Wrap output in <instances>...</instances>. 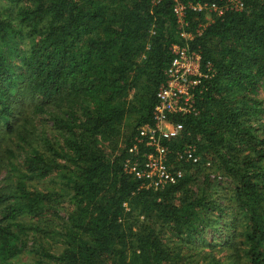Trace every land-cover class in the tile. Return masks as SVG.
<instances>
[{
    "label": "trees",
    "instance_id": "trees-1",
    "mask_svg": "<svg viewBox=\"0 0 264 264\" xmlns=\"http://www.w3.org/2000/svg\"><path fill=\"white\" fill-rule=\"evenodd\" d=\"M235 1L0 0V264H241L213 242L180 252L208 227L233 245L219 219L234 235L244 223V264H264V0ZM211 3L222 12L209 19L194 7ZM174 44L200 53L201 75L194 109L172 114L180 134L162 139L182 173L155 188L125 162L153 149L129 150ZM44 123L57 143L36 142ZM187 142L226 190L202 160L177 158ZM53 172L58 188L32 184Z\"/></svg>",
    "mask_w": 264,
    "mask_h": 264
},
{
    "label": "built area",
    "instance_id": "built-area-1",
    "mask_svg": "<svg viewBox=\"0 0 264 264\" xmlns=\"http://www.w3.org/2000/svg\"><path fill=\"white\" fill-rule=\"evenodd\" d=\"M194 7L222 8L214 3L196 4ZM183 8L184 5L181 3L175 5L179 15L183 13ZM172 50L173 57L165 70L166 83L162 84L157 92L158 101L153 110V124H142L135 136V142L129 148L133 153H138V142L142 141L146 145L153 146V149L143 151L141 158L138 155L127 158L125 162V166H129L138 176L148 180L147 186L151 185L155 188L169 181H175L182 173L180 168L171 165L169 145L162 143V139L177 137L180 134L183 128L182 123L173 119L172 114L194 109L193 87L199 82L198 76L201 75V56L197 50L179 44H174ZM176 156L178 159L185 158L193 162L200 158L194 142L184 143L182 150H176Z\"/></svg>",
    "mask_w": 264,
    "mask_h": 264
},
{
    "label": "rangeland",
    "instance_id": "rangeland-1",
    "mask_svg": "<svg viewBox=\"0 0 264 264\" xmlns=\"http://www.w3.org/2000/svg\"><path fill=\"white\" fill-rule=\"evenodd\" d=\"M229 2L230 3H234V2L236 3L235 0H229ZM1 3L4 4L6 2L4 1ZM220 9L221 8H219V7L218 8H215V7L206 8V13H205L206 18L209 19V18H212L214 16V14H220ZM259 121L264 123V116H262L255 123H257V125H259ZM40 126L41 127H40L39 135L44 133V137H41L39 135L36 137V142L39 143L40 145H45L46 141H51V142L57 143L58 140L61 138L60 133L56 129L52 128L50 124L44 123V124H41ZM12 146H13V148L16 147L14 144H12ZM198 154L200 157L199 159L203 161L201 163L204 166V172H208L210 175L209 177L211 179L215 178L216 181H218V182H220V184H222V186H223L222 188H225V190H226L225 186H227V188H228V186L231 184V182L229 181V178H227L226 176L223 175L221 170L218 168L216 162L213 161L212 158H210L209 156H202L200 153H198ZM7 170H8L7 165H5L4 167H0V178L4 174H6ZM203 174L204 173H200V175H203ZM60 180H61V178H60L59 173L53 172L52 174L48 175L44 179L36 180V181L32 180L31 182L33 185L40 186V187H47V188H56L57 187L58 188V186L60 184ZM194 186L195 187L200 186L198 181ZM221 191H224V190L220 189L219 192H221ZM227 194L230 195L231 192L228 191ZM214 196H215V193H214ZM224 200L228 201L229 199H224ZM222 201H223V199H222ZM69 205H70V200L65 199L64 202H62V208H61L60 212L64 214L67 211V208H69ZM223 221L224 220L219 219L217 222L221 228H224V230H226L229 233V235H230V233H232L231 238H233V240H234L233 245H230L231 239H230V241H229V239L227 240V236H226L225 232H222V233L220 232L218 234V233L213 232V230H211V228L208 227L205 230V232L202 233V235L196 236V237H194V239L191 238L192 240H189L185 243L182 241V246H180L181 247L180 252H182L183 255L189 254L186 251L189 245H192L193 248H195V249L198 248L201 250H203V249L206 250V249L210 248V247L206 246L207 245L206 243L207 242H213L215 244L214 249L218 255H225L226 256L229 251H233L234 252V258L238 259L241 262V264H244L246 261V258L244 257V254H243V251L245 248V242H246L245 235H244L246 228L244 226V223L238 224V230H237L236 234L234 235L233 231L231 230L232 231L231 232L230 229L227 226H225L226 222L224 224L222 223ZM209 230H211V231L207 232ZM172 235H174V234H171V232L169 230H167L166 234L163 235L162 238L164 240H168L169 242H171L170 244L179 243L180 241L177 240L176 238H171ZM171 247H172V245H171ZM33 256H34L33 252L29 251V248L27 246V248L18 256V258L20 260L27 261L29 259H32Z\"/></svg>",
    "mask_w": 264,
    "mask_h": 264
}]
</instances>
